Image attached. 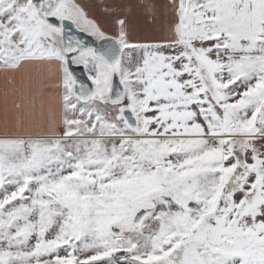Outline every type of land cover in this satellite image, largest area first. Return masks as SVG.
I'll return each mask as SVG.
<instances>
[{"label": "snow or ice", "instance_id": "obj_1", "mask_svg": "<svg viewBox=\"0 0 264 264\" xmlns=\"http://www.w3.org/2000/svg\"><path fill=\"white\" fill-rule=\"evenodd\" d=\"M134 7L0 0V69L63 74V132L0 137V264H264V0Z\"/></svg>", "mask_w": 264, "mask_h": 264}, {"label": "crops", "instance_id": "obj_2", "mask_svg": "<svg viewBox=\"0 0 264 264\" xmlns=\"http://www.w3.org/2000/svg\"><path fill=\"white\" fill-rule=\"evenodd\" d=\"M113 6L121 3L149 5L134 7L129 14L133 24V38L144 40L158 37L145 16L155 15L156 23L162 26L165 20V5L168 0H90ZM97 13L100 9H96ZM62 70L55 62H37L24 65L18 71L0 69V137L8 135H47L51 130L63 132V84Z\"/></svg>", "mask_w": 264, "mask_h": 264}]
</instances>
